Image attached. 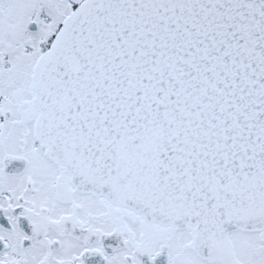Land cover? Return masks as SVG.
I'll return each mask as SVG.
<instances>
[{
	"label": "snow or ice",
	"instance_id": "6c2138e0",
	"mask_svg": "<svg viewBox=\"0 0 264 264\" xmlns=\"http://www.w3.org/2000/svg\"><path fill=\"white\" fill-rule=\"evenodd\" d=\"M0 264H264V0H0Z\"/></svg>",
	"mask_w": 264,
	"mask_h": 264
}]
</instances>
